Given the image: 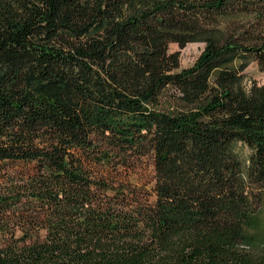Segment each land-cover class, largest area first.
I'll return each instance as SVG.
<instances>
[{"label":"trees","instance_id":"1","mask_svg":"<svg viewBox=\"0 0 264 264\" xmlns=\"http://www.w3.org/2000/svg\"><path fill=\"white\" fill-rule=\"evenodd\" d=\"M252 62L264 0H0V264H264Z\"/></svg>","mask_w":264,"mask_h":264},{"label":"rangeland","instance_id":"2","mask_svg":"<svg viewBox=\"0 0 264 264\" xmlns=\"http://www.w3.org/2000/svg\"><path fill=\"white\" fill-rule=\"evenodd\" d=\"M204 48V43L193 42L187 44L181 48L177 43L170 44L171 51L180 52V68L192 66ZM252 80H256L259 84L264 85V69H261L257 62H252L249 67L245 70V82L250 83ZM145 169L139 170V173L132 177V182L138 186L144 185L148 178L151 176L153 171L152 162H147L144 165Z\"/></svg>","mask_w":264,"mask_h":264}]
</instances>
